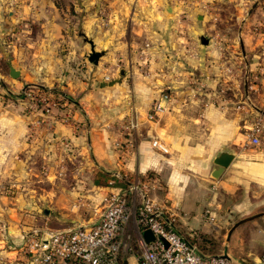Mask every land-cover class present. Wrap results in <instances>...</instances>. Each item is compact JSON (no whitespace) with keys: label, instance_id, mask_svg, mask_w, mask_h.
<instances>
[{"label":"crops","instance_id":"1","mask_svg":"<svg viewBox=\"0 0 264 264\" xmlns=\"http://www.w3.org/2000/svg\"><path fill=\"white\" fill-rule=\"evenodd\" d=\"M162 16L163 0H0V59H10L19 71L13 78L8 69L0 79V258H20L15 249L28 228L42 229L40 215L77 223L86 219L74 214L81 203L95 214L108 192L151 177L148 197L177 215L183 236L193 230L211 242L225 236L216 254L226 252L239 264L263 253L264 75L245 89L252 109L247 115L244 101L231 103L216 87L227 62L221 38L184 46L185 56L178 48L170 75L164 50L172 55V48L163 44ZM248 40L261 44L250 66L260 64L264 73V28L237 38L241 60ZM89 41L100 52L97 64L87 59ZM149 57L156 60L153 72L138 66ZM110 81L115 83L101 86ZM25 90L60 98L44 123L26 114L20 96ZM163 93L167 108L148 120ZM132 116L137 126L127 131L123 124ZM255 123L261 130L252 145L246 134ZM221 152L232 155L223 168L214 163ZM78 196L91 201L79 202ZM224 196L252 214L230 225V217L217 214L210 226L205 211L214 214ZM65 203L69 211L62 209ZM26 219L29 226L22 223Z\"/></svg>","mask_w":264,"mask_h":264},{"label":"built area","instance_id":"2","mask_svg":"<svg viewBox=\"0 0 264 264\" xmlns=\"http://www.w3.org/2000/svg\"><path fill=\"white\" fill-rule=\"evenodd\" d=\"M20 96L26 102V114L37 124L44 123L60 102L53 94L40 91L25 90ZM164 99L165 93L153 101L146 115L148 120H156L167 108ZM123 126L127 131L135 129V116ZM260 130L259 123L253 124L247 131V142L257 145ZM83 132H88V126ZM152 144L166 151L158 141ZM113 176L124 178L120 173ZM151 179H133L124 190L108 192L90 222L49 231L46 236L37 231L26 233L23 243L15 249L19 262L13 264H239L222 253H203L196 233L188 237L179 233L177 215L148 197ZM204 217L213 219L209 211ZM146 230L151 232L150 240L144 236ZM242 264H264V251Z\"/></svg>","mask_w":264,"mask_h":264},{"label":"rangeland","instance_id":"3","mask_svg":"<svg viewBox=\"0 0 264 264\" xmlns=\"http://www.w3.org/2000/svg\"><path fill=\"white\" fill-rule=\"evenodd\" d=\"M252 0H163V23H164V38L163 44L164 46L172 48V55H169L167 50L165 51V62L167 63V72L171 71L170 75L174 73V70L171 68L173 65L172 60L176 56L177 53L175 51L178 48L182 49V55H187L189 51L184 50V46L190 47L193 46V43L201 44L203 39H213V38H221L225 44V48H223V56H226V69H225V77L224 80L220 83H216V87L218 85L222 88V96L227 99L229 102H235L236 100L244 101L243 111L245 115H247V111H250V98L245 93L246 87L249 88L250 85H256L260 83L264 73L262 70L257 69L260 64H256L254 68H251L250 63L254 62L255 55H258L262 52L261 44L254 45L249 40L247 41V45L245 46L247 51V56H244V59L241 60L240 56V46L237 42L238 37H250L252 35H259L264 28V0H261L259 7L256 3L259 0H256L255 5L251 3ZM258 7V8H257ZM201 15L203 17L202 22H199L198 16ZM247 22L249 25L244 29L243 23ZM244 29V30H243ZM243 31V35H241ZM152 42H155V38H152ZM159 42V40H158ZM181 43V45H179ZM162 43H160L161 45ZM224 46V45H223ZM184 48V49H183ZM178 53L177 55H180ZM238 56V59L236 58ZM179 58V57H178ZM238 61V62H237ZM156 60L154 58L149 57L145 60L144 64H139L140 68L143 70L154 71L153 63ZM151 64V65H150ZM186 65V63H183ZM12 66V61L2 60L0 59V79L3 80L4 76L8 75V69ZM263 65H261L262 67ZM16 68V67H15ZM251 68V69H250ZM172 69V70H171ZM185 71L186 68L184 67ZM149 72V71H148ZM184 80H187V74L184 73ZM187 84V82L184 81ZM206 85V84H205ZM206 87V86H204ZM235 92L237 93L235 95ZM241 93V95H240ZM22 92H20V95ZM252 95V93H250ZM234 104V103H233ZM229 111L235 110L234 108H229ZM252 124V121L251 123ZM70 172H67V176H69ZM79 202L83 200L88 203L91 200L85 196L80 198L78 196L76 198ZM220 205H217L216 209L213 211V219L209 220L205 217L203 220L207 222L210 226L216 223V215L222 214L230 217L228 221V225L233 222L239 220L240 218H244L248 215L252 214L251 210H243V208H239L240 205H237L231 201L229 197H223L220 201ZM81 203L74 210V214L78 213L79 216H84L86 214V219L79 220L77 223L69 222V220H59L55 217H48L46 219L42 215H40L42 221H38L40 223L39 227L41 230H38V235H44L49 231H55L63 228H68L73 226L74 224H85L87 222L92 221L96 216L95 214L87 213V205ZM75 206V205H74ZM100 205L96 206V209L99 208ZM238 206V208H236ZM62 209L64 211H69L68 205L62 204ZM82 211V212H81ZM220 211V212H218ZM97 214V213H96ZM5 215H2L1 218H5ZM10 217V215H9ZM22 221V220H21ZM27 221V222H26ZM46 221V222H45ZM2 221H0V224ZM22 223L26 226H29V221L26 219L22 221ZM31 232V228H28ZM28 229L26 231H28ZM2 232V230H1ZM192 234L196 233L200 239L197 243H202L206 245L205 248L207 251H203L205 253H218L219 248H222L221 242L223 244L224 237H220V241L211 242V239L206 237V233L200 232L199 230L191 231ZM238 231H235L232 239L237 236ZM185 237H188L185 236ZM199 243V245H201ZM11 256H5L4 258H0V264H13L10 258ZM17 257V256H16ZM10 259V260H9ZM19 262L18 258L14 259V262Z\"/></svg>","mask_w":264,"mask_h":264},{"label":"water","instance_id":"4","mask_svg":"<svg viewBox=\"0 0 264 264\" xmlns=\"http://www.w3.org/2000/svg\"><path fill=\"white\" fill-rule=\"evenodd\" d=\"M203 43H206V40L203 39L202 40ZM91 48L89 53L87 54V59L90 63L92 64H97L98 62V58L100 56V52L95 51L93 48V44L89 41ZM9 74L11 77L16 78L19 75V71L15 68H13L12 66L9 67ZM115 83V81H110V82H105V83H101V86H105V85H113ZM232 155L228 152H221L219 153V155L216 157V159L214 160V163L216 165H218L220 168L226 167L229 162L231 161ZM215 176V175H214ZM44 213H47V210H44ZM144 236L147 240H150L152 238L151 232L149 230H146L144 232ZM227 239V237H226ZM224 257L231 259L228 255H226V252L222 253Z\"/></svg>","mask_w":264,"mask_h":264},{"label":"trees","instance_id":"5","mask_svg":"<svg viewBox=\"0 0 264 264\" xmlns=\"http://www.w3.org/2000/svg\"><path fill=\"white\" fill-rule=\"evenodd\" d=\"M199 243H200V242H199ZM199 243H197L199 249H200L203 253H205L204 251H207V250H206L207 247L205 248L206 245H203L202 243H200L201 245H199ZM202 249H203L204 251H203ZM208 254H216V253H208Z\"/></svg>","mask_w":264,"mask_h":264}]
</instances>
